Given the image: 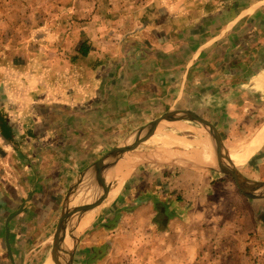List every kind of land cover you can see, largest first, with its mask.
Listing matches in <instances>:
<instances>
[{"label": "rangeland", "instance_id": "rangeland-1", "mask_svg": "<svg viewBox=\"0 0 264 264\" xmlns=\"http://www.w3.org/2000/svg\"><path fill=\"white\" fill-rule=\"evenodd\" d=\"M258 2L264 5V0H0V97H17L14 107L20 108L14 120L21 134L18 138L20 147L26 146L23 142L29 135L28 130L36 131L35 138H40L45 135V127L51 126L52 130H57L61 122L71 119L62 116L64 111L71 114L70 110L79 109L76 97H95V73L98 72L95 64H99L100 79L108 65L112 68L111 77L114 76L117 83L111 94L122 97L123 90H127L125 85L139 83L148 75L161 82L163 70L171 69L176 63L181 66L189 61L193 54L191 46L199 47L209 40L210 37L205 38V35L214 32L209 29V32H205L206 29L196 30V25H205L202 17L208 18V15L218 14L221 10L227 19H231ZM97 14L100 17L110 16L108 20L112 22V33L107 37L95 35ZM188 14L193 16L192 21L187 20ZM177 15L181 20L179 35L163 43L164 50L161 54H155L156 60H151L149 56L154 54L147 53L150 44L144 43L146 24L151 22L154 26L152 19L166 21ZM246 20H241L239 27L238 34L243 36L232 40L234 46L239 47L232 50V55L227 59L221 55L232 43L230 40L225 45L227 38H224L220 41L221 47L214 54L207 50L206 58L197 65L198 68L206 66L204 73L196 70L184 86L180 82L183 76L180 73L175 97L179 94L182 98L178 102H167L161 106L153 97L144 103H135L134 100L126 106L115 105L114 117H96L97 128L90 130L91 133H83L85 146L90 142L94 146L89 151L91 165L121 146L137 130L170 112L176 117L192 114L208 121L222 132L231 154L243 153L257 128L264 124V119L260 117L253 120L248 115L241 122L249 125L244 129L246 133H237L234 127H228V119L220 121L211 114L220 107L210 104L203 97H213L215 91L220 89L223 97H245L244 101L248 103L251 97H256L253 95L256 87L250 82L256 73L264 74V54L259 55L264 37H252L250 31L256 26L261 33L264 32V15L262 13L258 21L255 19L251 23ZM167 24L170 26L171 21L165 23L164 28L168 27ZM248 31L250 35L245 37ZM153 34L150 33V36L154 37ZM95 39L100 44V50L96 52ZM81 43H84L85 49L88 48L87 57L78 54ZM218 62L222 70L216 67ZM173 80L168 78L167 82ZM107 89V86H103V97L109 91ZM126 92V97H130L132 92V97H141L139 88ZM66 103L68 110H64L67 108ZM171 106L173 108L170 110ZM235 107L229 110L232 119L237 114L248 113L239 108L235 111ZM123 113L126 116L120 115ZM4 115L7 118L8 114ZM72 115L75 118L69 122L70 126L77 123L75 114ZM71 129L75 133V128ZM160 136L183 141L185 146L164 147L156 144L154 140ZM202 138L208 140L210 147L213 146L211 137L199 123H162L134 152L119 161L112 169L110 178L104 175L105 188L98 185L95 177L82 182L75 193V205L80 210L68 223L66 258L71 256L72 264H264V225L261 223L264 220L256 215L258 206L263 209L264 198L251 202L231 177L214 174L213 177H219V180H214L210 187H206L207 179L197 176L195 191L185 189L187 180L184 178L176 185L178 188L174 198H157L159 202L146 195L145 182L149 179L154 181L157 174L155 170L150 171V163L167 156L182 160L186 154L192 153L194 156V144ZM133 142L131 140L128 145ZM24 151L25 155L32 153L26 149ZM53 151L32 157V162L36 161V169L42 163L56 162ZM69 161L73 162L68 159L62 163ZM252 163L254 174L249 173L248 163L244 167H234L242 177H254L255 182H264V154H259ZM178 164L181 168L172 169L167 176L175 179L182 176L186 166ZM91 165H78L74 176L77 177ZM191 165L188 162L187 167L194 173L208 175L207 171L192 168ZM34 171L35 180L40 177L37 173L48 172ZM199 185L205 187L199 189ZM118 187V194L109 198L110 193ZM67 196L64 198V208ZM152 200L155 202L153 206L150 204ZM100 201L101 204H98ZM161 204L166 205L168 213L175 217L177 212V216H180L178 219L185 213L184 221H176L169 229L173 217L165 230L161 229L162 225H154L156 221L161 224L163 220L157 211ZM212 207L216 212L211 211ZM231 208L235 213L230 212ZM187 211L191 212L190 218L186 216ZM192 213H195L194 217ZM56 227L55 224L50 232L54 234L51 244L35 251L37 257L34 264H44L47 259L52 262Z\"/></svg>", "mask_w": 264, "mask_h": 264}, {"label": "crops", "instance_id": "crops-1", "mask_svg": "<svg viewBox=\"0 0 264 264\" xmlns=\"http://www.w3.org/2000/svg\"><path fill=\"white\" fill-rule=\"evenodd\" d=\"M259 10L262 11L259 12ZM262 13L264 15V5L261 2H258L253 4L252 7H247L245 10H242L238 16L231 19H227L225 13L221 10L218 12V14L208 15V18L202 17V19L204 18L202 21L205 25H196V30L198 29L197 31H200L206 29L205 32H209V30H214V32H210L211 36L206 34L205 38L210 37L209 40L204 41L199 47L191 46L193 47V54L189 61L187 60L185 64L181 66L176 63V65L174 67L172 66L171 69H166L163 71L161 70L164 73L163 80H161V82L159 79L157 80L156 77L148 75L145 80L139 83L134 85H125L127 86V90H125L129 92H131L133 88H139L138 94H140L141 97H132L133 92L129 94L130 97H126L127 92L124 90L122 97L112 95V88H114V85L117 83V79H115L114 76L113 78L111 77L112 68H110L108 65L107 71L100 79V69L98 68L99 64H95V69H98L97 74L95 73V92L97 91L95 97H76V102L79 103L78 106H80L79 109L76 111L70 110L72 112L71 114L69 111H64L65 113L63 116L61 115L63 118L66 117L71 119L61 122V125L57 130H52L51 126L49 128L45 127L44 131L46 132L43 137L35 138L36 131L28 130L29 135L26 136L25 142H23V144L26 145L25 148L20 147L21 144L18 143V138H20L21 134L16 128V122L14 120L18 117L16 113L20 108L17 107V109L14 107V103L17 102V97H0V264H34L37 257L35 251L39 247L46 248V246L51 244V238L54 234L50 232L51 229L54 228L55 224L57 225V231L64 210V198L67 196L69 190L68 187H70L76 179L74 176L76 175L75 170L78 165L83 166L91 164L90 159L92 156L90 157L91 153L89 151L94 149V146L92 142L85 146V136L83 133H87V131L91 133L90 130H95V127L97 128V126H95L96 117H105L108 119L114 117L115 105L126 106V104L132 103L134 100H136L135 103L138 101L144 103L145 100L152 99L153 97V100L160 102L159 104H161V106L167 102H169V104L171 102H173V104L174 102H178L182 98L179 97V94L178 97H175L177 95L176 84L178 80H180V73L183 74L182 80L180 81L182 86L187 85L189 76L191 74L193 76V72L195 73L196 70H201L202 73H204L206 66L201 67V69L198 68L197 65H200L199 63H201V61L206 58L205 52L209 50L211 51L210 54H214V52L221 47L220 41L224 38H227L226 42H224V44L227 45L230 40H233V38H240L243 36L238 34L240 32L239 27L241 25V20L247 19L246 21L248 23L255 21V19L258 21ZM176 17L166 21L158 18L152 19L155 22L154 26L150 24L151 22L146 24L147 26L144 29L146 40L144 43L145 45H147V43L150 44L148 45L149 50H147V53L154 54L153 56H149L151 60H156L157 57L155 54H161L162 50H164L163 43L168 42V40L173 38L174 35H179L178 25L181 20L179 19V15ZM186 17L189 21L193 20V16L190 14L186 15ZM108 19H110V16L100 17L98 14L95 15V26H97V28H95V35H101L103 38L112 33V27H110L112 22H109ZM183 20L186 19H182V21ZM169 21H171V25L168 26L169 24H167L168 27L164 28L165 23H169ZM260 31L261 30L255 26L251 29V33L248 31L245 34V37L253 34L252 37L261 39L264 37V32L261 33ZM149 32L154 33L153 36L155 35L156 37L154 36V38L150 36ZM82 35L83 33L81 34V37ZM147 39H150L151 42H147L149 41ZM259 43H261V41H259ZM98 45L99 47H97ZM83 46L85 47L84 43H81L80 47H78V54L81 57H87L89 52L87 56H83L81 52V47ZM236 48L239 49L238 46H234L232 41L227 51L221 55L223 57L225 56L224 59H227L226 57L232 55V50ZM86 50L88 51V48ZM96 50H100V44L99 40L95 39V52ZM261 53L264 54V45H262L259 55ZM210 54H208V57ZM220 65L221 64L218 62L216 67H219L220 70H222ZM216 67L214 69H216ZM261 67L262 64L260 65V68ZM124 75L126 78V74ZM168 78H173L174 80L168 83ZM100 80H102L101 84ZM251 80L252 81L250 83L252 86L254 88L256 87L253 91V95H256V97H251L249 100L250 104L244 101L245 97H223L222 89H220V91H215L213 97H203V99L208 101L210 104L214 103L217 105V107H220L212 111L211 114L214 117L220 119V121H223V119H228V127H234L237 133H246L244 129L249 125L241 124V122L248 115H251L253 120L260 117L264 119V74L256 73ZM211 85L212 84H209L208 86ZM103 86H107L109 89L104 97L102 94ZM150 95L151 97H149ZM61 99L64 101L63 98ZM174 99L176 100L174 101ZM228 104H230L229 107ZM235 105V111H237V108H239V110H244V113H248L243 115L237 114V116L235 115L234 119H232L229 110H231V108ZM66 107L67 108L64 110H68L67 103ZM250 107L251 109H249ZM169 108L171 110L173 106ZM120 111H122V109ZM123 111L127 112V110ZM4 114H8L7 118ZM72 114H75L77 123L76 125L70 126L69 122L75 118ZM120 115L126 116L124 113ZM263 125L257 128L248 144H250L255 134ZM71 128H75V133ZM97 132L98 130L95 131V134ZM218 132L225 148L227 151L229 150L228 153L231 155L228 144L223 140L224 138L222 132ZM73 133L74 135L71 137V134ZM206 134L208 135V133ZM25 149L28 153H31L30 151H32V153L25 155ZM211 149L215 155L214 146H211ZM50 150H54L53 152L55 153L52 152V154H54L53 158H55V160L57 159L56 162L50 161L46 164L42 163L41 166L36 169V161L32 162V157L36 158V154L39 153L44 155L45 152ZM259 154H264V144L247 164L250 167L249 173H253L254 165L252 162ZM67 157L73 162L69 161L66 164L62 163L63 160H68ZM59 160L62 161L60 162ZM188 162L190 165L192 164V168H196L194 164L197 163H193V161L187 159L186 156H184V160L179 159V157L176 159L175 157L167 156L151 162L149 165L150 171L155 170L157 174H155L156 179H154V181L149 179L145 182L147 185V193L149 192V194L146 193V195H149L150 199L156 198L155 201H158L157 198L167 200L168 198H174L175 194L177 193L176 188H178L176 185L179 184L181 180H184V178L187 180L184 185L185 189H194V191L197 188V185H195L197 176L207 179L205 182L206 187H210L214 180H219V177L213 176L221 175L220 173L217 174L215 171H207L208 175H201L196 171V173H194L190 167H187ZM178 163L186 166L184 167L185 170H183L182 176H179L181 178L178 177L175 179V177L172 178L167 176V173H170L172 169L181 168ZM216 165L214 167H216ZM32 170H35L34 172H47L48 170V172L46 174L37 173L40 175V177L35 180L33 178L34 175L32 174ZM198 170L206 171L202 169ZM50 175H54V177L52 176V178ZM248 179L251 181H256L254 177H248ZM199 187V189H201L205 186L199 185ZM62 198L64 199L63 202ZM153 201L154 200L150 202L152 206L153 203H155ZM251 202L254 201L252 200ZM262 208L263 209H260V206L257 207L256 215L259 219L264 220V206ZM215 210L216 209L214 207L211 208V211ZM230 212L235 213L234 209L232 208ZM175 213L176 217L170 221L168 225L169 229L175 224L176 221L181 223L184 221L183 218L185 217V213L182 214L181 219H178L180 216H177V212ZM190 214L191 212L187 211L186 216L190 218ZM192 215L194 217L195 213H192ZM261 223L264 225V222ZM260 227L261 226L259 225V228ZM47 262L48 259L44 264Z\"/></svg>", "mask_w": 264, "mask_h": 264}, {"label": "water", "instance_id": "water-1", "mask_svg": "<svg viewBox=\"0 0 264 264\" xmlns=\"http://www.w3.org/2000/svg\"><path fill=\"white\" fill-rule=\"evenodd\" d=\"M174 113H167L162 116L160 119L148 124L145 127L140 128L135 133H133L128 140H126L121 146L113 149L109 154L104 158L95 162L89 168L85 169L80 173L73 184L71 185L68 196L66 199V205L62 213L57 231L54 236L53 249L51 253V259L53 264H72V258L69 256L67 259L68 246L66 245V237L68 231V223L75 217V215L80 210L75 205V193L79 185L84 182L86 179L95 177L98 185L103 188L105 185L104 175L109 171H112L127 154L134 152L137 147L146 140L151 133L156 131L160 124L162 123H176L182 121H191L201 124L206 133L211 137L215 155L217 159L216 167L203 166L200 164H194L196 168L206 170V171H215L220 174L227 175L231 177L237 187L242 191L250 200H257L264 198V182H255L249 179H246L239 175L237 170L234 167L230 159V154L225 148L221 136L217 129L208 121L192 114H188L187 117H176ZM131 140H134L132 145H128ZM194 163V162H193ZM105 188V187H104ZM259 192H262L261 194ZM101 204V201L98 202Z\"/></svg>", "mask_w": 264, "mask_h": 264}, {"label": "bare ground", "instance_id": "bare-ground-1", "mask_svg": "<svg viewBox=\"0 0 264 264\" xmlns=\"http://www.w3.org/2000/svg\"><path fill=\"white\" fill-rule=\"evenodd\" d=\"M154 142L156 144L163 145L164 147L185 146V143L183 141H179L175 138L169 139L168 137H161V136L157 137L154 140ZM263 144H264V125L255 134V136L251 140L250 144H248L246 146L245 151L243 153H240V154L239 153H232L230 155V159L236 167H239V168L244 167V166H246L247 163H249L251 158L260 150V148L263 146ZM194 146L196 147L195 153H193L194 156L191 155L192 153L188 154V155L186 154L187 159H189L193 162H196L197 164L203 165V166L213 167L216 165L217 159H216V156L214 155V153L210 147V144L208 143V140H206L205 138L199 139L198 141H196ZM108 177L109 178L111 177V171L106 173V178H108ZM119 190H120V187L116 188L113 192L110 193L109 198L111 196L114 197L115 195H117ZM66 239L67 240L65 241V243L67 245H69L68 237H66ZM46 264H53V263L51 261H48Z\"/></svg>", "mask_w": 264, "mask_h": 264}, {"label": "trees", "instance_id": "trees-1", "mask_svg": "<svg viewBox=\"0 0 264 264\" xmlns=\"http://www.w3.org/2000/svg\"><path fill=\"white\" fill-rule=\"evenodd\" d=\"M81 52H82L83 56L88 55V51L85 49L84 46L81 47ZM166 208H167L166 205H163V204H161V207H158L157 211L160 212V214L163 217V220L161 221V224L158 221H156L154 224V225H156V223H157V225L159 224V226L162 225L161 229H163V230L166 229L169 220H171L173 217H175L174 214H169Z\"/></svg>", "mask_w": 264, "mask_h": 264}]
</instances>
